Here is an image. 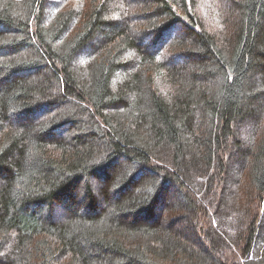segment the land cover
<instances>
[{"label": "trees", "instance_id": "1", "mask_svg": "<svg viewBox=\"0 0 264 264\" xmlns=\"http://www.w3.org/2000/svg\"><path fill=\"white\" fill-rule=\"evenodd\" d=\"M47 1L0 0V264H264V0Z\"/></svg>", "mask_w": 264, "mask_h": 264}, {"label": "rangeland", "instance_id": "2", "mask_svg": "<svg viewBox=\"0 0 264 264\" xmlns=\"http://www.w3.org/2000/svg\"><path fill=\"white\" fill-rule=\"evenodd\" d=\"M52 0H48L47 1V7H48V11H49V14H50V5H49V3L51 2ZM122 2H128V1H125V0H121ZM145 1V0H144ZM147 2H145V3H143L142 2V0H133V3H134V6L137 8V7H142V8H146L147 6H152L153 5V3H154V0H146ZM211 1V3L213 4L212 5V7H209V6H204V5H201L200 6V10L202 11V12H206V14H207V16H204V17H208L207 18V20H209V21H211V23H213L214 24V28L219 32V24H221V27H223L224 29L227 27V25H225V24H229V23H227V22H225V19H227V18H229V14H230V18L231 17H233V7H232V5H231V3H230V0H210ZM53 2V1H52ZM198 2H201V0H198ZM110 3H113V4H115V7H117L118 6V4H117V0H111L110 1ZM109 3V4H110ZM190 3H191V0H187V6H188V10H189V12H190V14L192 15V14H194L195 12L193 11V8H191L190 9ZM199 4V3H198ZM227 7V11H225L224 10V8H226ZM110 9H111V7H110ZM191 10V11H190ZM44 11H46V8H45V10ZM52 11V10H51ZM143 10H139V9H137V10H135V12L136 13H133V14H136L138 17H139V19H143L144 17L142 16V15H144L143 13H141ZM148 12H152L151 10L150 11H148ZM117 13H119L118 11H116L115 10V14H117ZM232 19V18H231ZM235 18L233 17V20H234ZM73 23V22H72ZM71 23V24H72ZM198 25V24H197ZM209 25V24H208ZM210 26V25H209ZM69 28V26H64V28L63 29H61V31H65V30H67ZM132 30L134 31V29L132 28ZM185 41H190L189 40V38H188V40L186 39ZM184 51V50H183ZM83 60V62H84V59H81L80 58V55L79 54H77L76 53V55L74 56V60H73V62H71V66L73 67V68H75V69H79L77 66H79V62H81ZM178 62L181 64L182 62H183V60H181V58H180V56H179V58H178ZM183 63H185V62H183ZM80 67H82V66H80ZM120 78H122V77H119V74L114 78V80L116 79V80H119ZM255 80H256V82L258 81V78H257V75L255 74ZM260 103H262V101H259ZM43 109L44 108H41V109H39V110H37V111H35L34 113H30L28 116H27V120H29L30 119V121H35V120H37V118L39 117V116H41V114H42V112H43ZM23 121H25L26 122V120H23ZM248 123H250L247 119L245 120V121H243V123L242 124H248ZM91 131H94V129H92ZM3 182L2 181H0V184H2ZM165 193H166V190H164V192H163V195H162V197L165 195ZM161 197V198H162ZM60 208L61 207H59V208H55L54 209V215H55V218H58L59 219V216H60V213L62 212H59V210H60ZM59 212V213H58ZM57 216V217H56ZM62 218V217H61ZM58 219H56V220H58ZM9 250H13V244H11V246L8 248ZM8 250V251H9ZM260 250V249H259ZM258 250V251H259ZM233 263H234V261H232Z\"/></svg>", "mask_w": 264, "mask_h": 264}]
</instances>
